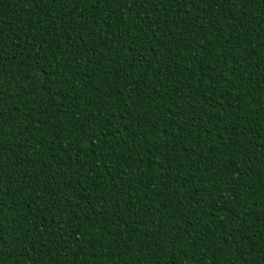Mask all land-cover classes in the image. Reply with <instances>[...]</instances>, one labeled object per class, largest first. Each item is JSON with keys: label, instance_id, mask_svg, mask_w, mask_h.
I'll use <instances>...</instances> for the list:
<instances>
[{"label": "trees", "instance_id": "obj_1", "mask_svg": "<svg viewBox=\"0 0 264 264\" xmlns=\"http://www.w3.org/2000/svg\"><path fill=\"white\" fill-rule=\"evenodd\" d=\"M0 264H264V0H0Z\"/></svg>", "mask_w": 264, "mask_h": 264}]
</instances>
